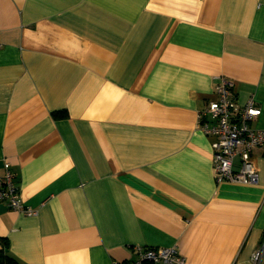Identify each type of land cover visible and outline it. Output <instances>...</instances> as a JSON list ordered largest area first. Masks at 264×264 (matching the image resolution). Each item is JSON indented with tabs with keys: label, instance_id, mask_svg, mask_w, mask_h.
Listing matches in <instances>:
<instances>
[{
	"label": "crops",
	"instance_id": "0c3cea01",
	"mask_svg": "<svg viewBox=\"0 0 264 264\" xmlns=\"http://www.w3.org/2000/svg\"><path fill=\"white\" fill-rule=\"evenodd\" d=\"M223 78L264 129V0H0V176L8 161L36 210L0 203V252L116 264L175 246L192 264H256L264 146L258 182L217 181L199 127Z\"/></svg>",
	"mask_w": 264,
	"mask_h": 264
},
{
	"label": "built area",
	"instance_id": "2783aa9c",
	"mask_svg": "<svg viewBox=\"0 0 264 264\" xmlns=\"http://www.w3.org/2000/svg\"><path fill=\"white\" fill-rule=\"evenodd\" d=\"M234 83L223 78L217 86V97L210 100L207 106L199 112V127L206 133L215 135L212 143V164L217 181L228 180L241 183H256L259 171L252 159V150L264 146V129L254 128L251 121L256 118L261 109L252 98L233 110ZM210 117L212 124L207 123ZM235 156L239 161L235 163ZM4 173L0 176V203L8 207L33 214L31 207H26L20 200L18 187L14 181V173L8 161L3 162ZM134 258L116 264H192L181 255L175 246L146 247L132 246ZM264 254V241L252 253L254 263H259Z\"/></svg>",
	"mask_w": 264,
	"mask_h": 264
},
{
	"label": "trees",
	"instance_id": "16d2710c",
	"mask_svg": "<svg viewBox=\"0 0 264 264\" xmlns=\"http://www.w3.org/2000/svg\"><path fill=\"white\" fill-rule=\"evenodd\" d=\"M2 262H4V264H18V262L15 259L6 256L0 252V263Z\"/></svg>",
	"mask_w": 264,
	"mask_h": 264
}]
</instances>
